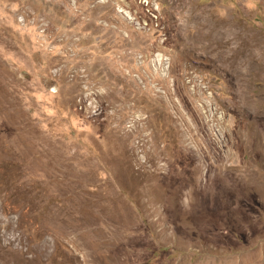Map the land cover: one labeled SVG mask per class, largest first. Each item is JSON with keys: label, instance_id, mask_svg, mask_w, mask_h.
Instances as JSON below:
<instances>
[{"label": "rangeland", "instance_id": "rangeland-1", "mask_svg": "<svg viewBox=\"0 0 264 264\" xmlns=\"http://www.w3.org/2000/svg\"><path fill=\"white\" fill-rule=\"evenodd\" d=\"M0 264H264V0H0Z\"/></svg>", "mask_w": 264, "mask_h": 264}]
</instances>
